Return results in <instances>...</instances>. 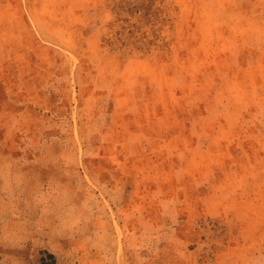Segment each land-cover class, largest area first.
<instances>
[{
	"label": "rangeland",
	"instance_id": "1",
	"mask_svg": "<svg viewBox=\"0 0 264 264\" xmlns=\"http://www.w3.org/2000/svg\"><path fill=\"white\" fill-rule=\"evenodd\" d=\"M0 264H264V0H0Z\"/></svg>",
	"mask_w": 264,
	"mask_h": 264
}]
</instances>
